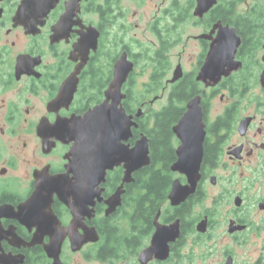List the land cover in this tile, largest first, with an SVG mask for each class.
Here are the masks:
<instances>
[{"label": "flooded vegetation", "instance_id": "af4514ba", "mask_svg": "<svg viewBox=\"0 0 264 264\" xmlns=\"http://www.w3.org/2000/svg\"><path fill=\"white\" fill-rule=\"evenodd\" d=\"M24 1L0 0V264H264V0H214L201 14L198 0H56L45 14L22 10ZM147 2L155 8L135 21L142 16L131 4ZM225 27L239 39L232 69L217 81L201 77ZM88 32L96 46L80 50ZM189 43L197 51L186 63ZM123 55L132 68L114 96L122 95L138 124L124 143L132 147L145 135L150 163L170 169L183 144L173 128L197 100L199 179L173 205L172 182L185 185L187 177L170 169L166 198L152 214L148 205L145 212L136 206L146 193L138 178L148 176L133 171L107 214L106 200L125 171L122 163L107 168L92 187L102 189L101 199L75 224L64 200L78 171L67 130L105 100ZM169 107L175 111L166 132L157 120ZM164 132L166 150L155 143ZM157 226L167 227L166 251L153 244Z\"/></svg>", "mask_w": 264, "mask_h": 264}, {"label": "water", "instance_id": "95a60500", "mask_svg": "<svg viewBox=\"0 0 264 264\" xmlns=\"http://www.w3.org/2000/svg\"><path fill=\"white\" fill-rule=\"evenodd\" d=\"M56 0H25L24 9L36 8V12L45 14ZM214 0H198L195 14H201ZM29 21V20H28ZM93 29V28H89ZM239 39L233 29L228 27L220 28V31L208 53L205 64L201 70V77L209 74L215 75V81L219 80L222 74H227L232 67L236 47ZM96 46L94 33L84 34L78 48L88 49ZM225 64L227 68L224 69ZM131 64L126 61L124 55L114 67L113 80L106 91L105 100L90 109L80 120L72 122L68 128L67 135L74 141V153L78 159V171L76 180L69 188V192L64 195L65 202L71 207L74 215L73 222L77 224L83 215H91L92 210H84L86 206L94 205V198L101 199V190H93V183L105 180L106 169L123 164L125 168L122 182L117 190L106 200V213L112 212L121 202L123 184L130 181L131 173L150 164L147 138L141 135L132 147L125 144L131 136V128L138 124L133 121V117L127 115L121 105L122 95L114 96L118 93L122 82L125 80ZM79 68L76 69L78 72ZM75 72V73H76ZM174 75V79L177 77ZM76 81V78H75ZM111 100V101H110ZM138 116V114L136 115ZM173 131L183 139V144L177 149L178 159L170 166L172 171H177L187 177V184L181 185L178 179L173 180L168 198L171 204L176 205L184 201L185 198L195 190L199 179L200 159L202 152L203 124L201 121V109L197 100L188 103V109L179 120ZM89 175H96L98 181L91 180ZM72 198V201L67 198ZM76 207V209H75ZM162 227V226H161ZM163 228V229H162ZM159 229L153 244L162 245L166 251V240H164L165 228ZM176 229V226H175ZM171 236L176 234V230ZM89 237H83L86 241ZM59 245H57V249Z\"/></svg>", "mask_w": 264, "mask_h": 264}, {"label": "trees", "instance_id": "16d2710c", "mask_svg": "<svg viewBox=\"0 0 264 264\" xmlns=\"http://www.w3.org/2000/svg\"><path fill=\"white\" fill-rule=\"evenodd\" d=\"M174 111V108L169 107V109L161 116L159 121L157 120V126H159L162 131L164 130L167 132L166 124L167 121L170 120L171 116L174 115ZM145 122L146 121L144 120L140 122L141 129H135L136 136H138L139 132L144 130ZM162 134L164 135L165 132ZM162 134H159L157 139H155L156 148L160 147L161 144H164L162 139L166 134L163 137ZM156 151L157 154L161 156L162 153H160L159 150ZM171 174L172 172L169 169V164L156 166V161L154 158H152L149 166L144 167L136 172L137 176H148L146 179L138 178L142 188L146 189V193H142L137 196L136 206L140 207L142 212L146 211L144 206L148 205V209L151 210L153 214L157 208L163 204L166 198L167 189L171 183ZM145 200L148 202L145 203Z\"/></svg>", "mask_w": 264, "mask_h": 264}, {"label": "rangeland", "instance_id": "374dc122", "mask_svg": "<svg viewBox=\"0 0 264 264\" xmlns=\"http://www.w3.org/2000/svg\"><path fill=\"white\" fill-rule=\"evenodd\" d=\"M131 11H135L137 13V15H141L142 17L140 18H136L135 21L139 20V21H142V20H145V19H148V16H149V13L150 11H152L155 7L153 5H150V2H147L146 5H137V4H131ZM180 48L177 46V47H174L171 49L170 51V57H171V60L173 62L176 61V59L178 58V54L180 53ZM197 50H195V48L191 45V43H189L186 51H185V54L183 55V59H184V62L186 63H189V61H191V59L194 58V54L196 53ZM138 80L139 83H141L144 78L143 77H136ZM138 87H140L138 85ZM162 102L164 103V101H159V102H156L153 107L154 108H159L161 105H162Z\"/></svg>", "mask_w": 264, "mask_h": 264}]
</instances>
